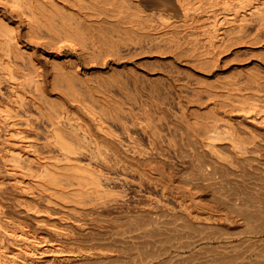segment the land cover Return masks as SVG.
<instances>
[{
    "label": "bare ground",
    "instance_id": "1",
    "mask_svg": "<svg viewBox=\"0 0 264 264\" xmlns=\"http://www.w3.org/2000/svg\"><path fill=\"white\" fill-rule=\"evenodd\" d=\"M96 1H116L115 3L120 2L122 4H125V1H130L132 7L130 5L128 7L127 21L122 20L125 26L121 25V21L116 22L118 25L121 23V29L129 32V34L132 31H135L136 34L137 28L141 31V35L136 34L138 37L141 36L139 40L136 38V42L133 41V44L128 43L129 45L124 48L134 52L140 49L144 51L146 47H151V52L153 48L157 47L156 50L158 51V48L161 50V44H163L162 49H164V43H161V41L167 36L170 41L174 40L176 42L175 46L183 47L186 45L189 49L190 45L193 44L194 46H191V48L200 49L199 51H202L203 44L205 47L208 40H210V46L214 42L213 40L216 39L217 41L213 43L214 47L216 50H222L223 47L229 46L228 44H247L242 35L246 32L250 33L252 27L255 29V31L253 30L254 34L256 35V32L258 34L257 37L253 36L254 40L251 41V44L261 43L264 39H262L264 37V0H160L168 1L167 4L170 1V3L167 7L152 8V10L142 4V1L147 0H0V264H72L82 262V260L88 262L87 264H194L191 261L203 243L211 244L222 251L220 257L212 264H264V249L256 251L241 248L240 244L245 240L242 234L227 233L226 235L197 239L193 236L195 225L233 226L237 223L242 207L238 208L237 205L226 199V196H228L226 189H228L227 185L229 184H227L225 177L228 178L230 168L242 169L241 173H243L244 168L249 166L257 170L262 169L264 166L262 147H254L255 150L252 147L253 149L249 150V146L231 145L233 146L231 148L232 155L231 158L228 157L230 159H227V156L224 157L225 154H222V148H218L216 144L207 143L206 139L203 141L194 140L193 143L196 145L201 144L207 148V152H210L215 158L212 160H216L215 163L219 165L212 163L213 166L210 169L211 162H201V159L204 158L201 157L200 151L192 155L193 152L190 151L192 146H190L189 151L191 154L189 155L194 156L193 162L195 164L194 166L191 164L193 169L195 168L191 172L196 170V174L193 173L192 176H188V174L186 177L182 173L185 176L183 179L181 174L177 173L179 170H175V167L179 169V166L175 165L178 162L175 161L174 163L173 160L175 159H172L176 156L173 155L174 149L177 152L178 146L176 143L175 148L171 146L174 149L169 153L170 158L171 154L173 156L171 162L174 165L172 166L165 162L167 161L166 157L169 155L165 159L163 158L165 161H158L163 157L161 155L162 150H159L161 156L156 160L151 158L153 156L149 154L147 149L144 150L137 146L136 143L138 142L135 140L136 135L133 136L132 128L138 126L139 120L136 125L130 119H132L133 112H137V109L141 112V108L143 109L150 101L146 98L147 103L141 102L145 99L139 103V101H135V98H138L136 94L137 96L135 95V98H133L134 102L133 99H131L132 101L129 100L132 102L130 105H125L117 98L113 102L96 104L100 99H97V101L93 99L96 98L92 93L93 89H98L96 91L101 92V94L102 90L97 88L96 85H94L96 88L92 87L90 81H87L86 78L90 73L80 70L79 58L75 59L72 55H67L64 59L60 58L64 49L70 48L78 49L80 56L87 61L90 60L99 45L108 42L111 44L113 37H110V34L108 36L106 34L108 32L105 33L104 29L103 32L98 31L96 33L95 28H98L96 25L100 29L103 24L109 23V26L114 24L111 17L115 14L112 10L99 6ZM107 28L109 29V27ZM118 28L120 27L118 26ZM44 30L46 32H43ZM168 32H175L177 38L173 39ZM195 35H198V38L201 36L203 38L196 39L197 43L194 44L195 41L190 40ZM190 37L192 38L190 39ZM99 42L100 44H98ZM41 47L51 49L44 55L40 53L43 55L44 61L38 59L39 53L37 50ZM214 47L212 46V48ZM206 48H204V53H206ZM182 50L180 49L181 52ZM187 50H184L185 54ZM225 50L227 48L223 51ZM140 53L141 51L138 54ZM190 53L193 52H189V55ZM189 55H186V58ZM195 56L197 57V55ZM196 57L193 60L190 59L191 61L188 60L190 61L188 63L191 64ZM217 57L219 58V56ZM203 61L205 60L203 59ZM210 62H213V60L211 59ZM227 62L228 60L224 65H228ZM201 65H203V62ZM221 66L218 65V67ZM215 67L217 68V66ZM115 68L111 66L110 70H115ZM179 71L180 75L187 73H184L181 69ZM178 75L179 73L176 76ZM189 75L190 77L186 78H192L193 74ZM250 76L249 79L251 78L253 82L257 80V77L252 78ZM147 77H144V80ZM147 79L151 78L148 77ZM180 80L182 79L180 78ZM136 82L138 83V80ZM181 82L184 81H180V84ZM104 84L107 85L105 82ZM138 85L143 87V84L138 83ZM186 85H188V82ZM145 86H148V83L145 85L144 81ZM153 86L155 87L153 89H156V86ZM152 87L150 88L152 89ZM184 89L186 91V87ZM190 89L192 90V88ZM151 92H155L152 96V99H154L156 90ZM193 92L197 93L196 91ZM159 93L163 92L159 91ZM167 94L164 95L167 96ZM211 94L213 95V93ZM222 94L223 92L220 96ZM86 95H90L91 100H88L89 97ZM200 95L198 94L197 97H200ZM220 96L218 97L220 98ZM225 96H227L226 93ZM63 98L67 100V104L64 103L65 99ZM163 98H159V100ZM225 98L227 97H224V102L228 101ZM61 99H63V103L58 102L59 100L62 101ZM155 100L158 103L163 100L164 103L167 101L165 99L160 100V102L158 99ZM155 100L154 102L157 103ZM259 100L257 101L259 102ZM176 101L178 103L179 100ZM257 101L253 102L257 103ZM142 103H146L144 107H142ZM169 103L171 104V102ZM172 103L176 104V102ZM230 103L225 102V107L222 104L224 109L231 105ZM251 103L250 105H252ZM150 104L151 102L148 105ZM159 105H154V107L158 106L157 108H160ZM164 105L163 107H166ZM181 105H183L182 102ZM250 105L248 107L252 108L253 105L252 107ZM150 106L146 109L154 108L153 104L152 107ZM171 106L173 107L172 104ZM234 106L230 111L237 114L238 109ZM72 107H77L80 116H73ZM162 109L160 108L161 111ZM171 109L170 111H172ZM239 109L244 110L243 108ZM148 111L151 112L152 110L149 109ZM181 111H183V108ZM149 112H145V114L148 113L146 119H151ZM167 112L165 110V113ZM183 112H185V109ZM223 113L227 116L225 112ZM230 113L229 115H231ZM145 118L143 121L146 120ZM185 118L187 119V116ZM219 118L227 121V118L222 117V115ZM252 118L254 120L255 117ZM132 120H135V118ZM163 121H167L165 117ZM163 121H161V124L167 123ZM152 122L155 123L156 121ZM142 123L140 124L142 125ZM156 124L158 126L160 122ZM173 124L171 129L179 128H175ZM185 125L183 124L184 127ZM191 125L190 128L193 127ZM151 127L152 125L149 130ZM184 129L187 130V128ZM145 130L140 132L146 133ZM168 130L171 131L169 127ZM188 130L191 132L192 129L188 127ZM187 132L185 133L188 134ZM152 133H154L153 130ZM161 134H163V138L167 136H164L163 131ZM188 135L191 136L190 133ZM149 137L151 138V136ZM192 138L195 139V137ZM151 140L153 139L151 138ZM162 141L159 140L161 143ZM192 141L186 144L190 145L189 143H192ZM156 143L154 144L156 145ZM172 143L171 141V145L174 144ZM162 145L164 144L162 143ZM153 147L155 146L153 145ZM162 147L161 149H164V146ZM185 147L188 149V146ZM150 148L148 150L151 152ZM155 150L152 151L154 156H156ZM166 150H168V147ZM228 151L230 150L228 149ZM165 153L168 152L164 151V156ZM203 153L204 151L202 155ZM159 154H157V157ZM226 155L228 154L226 153ZM252 155H254V158L250 157ZM191 156L189 158L192 160ZM177 158L179 157L177 156ZM191 160L189 161L191 162ZM179 165L182 166L180 162ZM225 166L230 167L228 172L225 171ZM222 168L227 174L225 177L222 174ZM260 173L264 176L263 172ZM243 175L245 176V173ZM205 180L215 184V187L218 184V190L217 187L215 189L219 191L220 195L217 193L219 196L216 195L215 197L220 202L216 201L210 204L209 201L205 203L202 196L199 195L198 182H206ZM230 181L232 182V180ZM258 181L253 184V193L256 194L264 188V178L262 177ZM213 184L211 190L214 192ZM231 189L229 187V190ZM131 193H135L136 198L139 196V202L138 200V203L134 201L136 204L133 206L129 202L126 209L120 208V210L123 209L121 215H109V218L102 219L103 221L100 224L102 228L109 229L114 237L131 239L132 243L128 245L116 247L111 244H82L79 242L83 241L80 236V238L64 242L70 243L65 245H71L66 248L63 243L58 242V239L55 242L44 235L43 230H32L30 222L33 221L34 216L43 213L42 207H58L69 212L79 213L85 217L95 216L101 215L100 208L111 202L120 203L123 204L122 207H126L124 205L130 200ZM136 198L133 199L136 200ZM236 212L238 215L235 214ZM55 213L51 215L54 218L59 217L57 212ZM141 213L143 215L146 213L147 219ZM91 218L90 222L84 221L83 223L87 225L91 222H100L98 218ZM240 221L242 222V219ZM33 223L40 229L49 228L56 236L61 235V231H63L55 225H49L44 220H36ZM151 230L155 231L161 238L151 237L148 234ZM255 234L262 237L264 231H258ZM144 235L146 236L145 239L139 241Z\"/></svg>",
    "mask_w": 264,
    "mask_h": 264
},
{
    "label": "rangeland",
    "instance_id": "2",
    "mask_svg": "<svg viewBox=\"0 0 264 264\" xmlns=\"http://www.w3.org/2000/svg\"><path fill=\"white\" fill-rule=\"evenodd\" d=\"M115 2L116 1H96V3L99 6H102L104 8H108V9L112 10L113 13L115 14V15H112L113 18L111 17V19H112L111 21L114 23V24L110 25L111 27L108 25L109 23L103 24L102 28L100 27V29H99V26H97V25H96V27H98V28L94 27L96 33H98V31L101 33L104 30H105L104 32L106 33V31H107L108 33H106V34H108V36L111 35L110 37H113L111 44H110V42H108L109 44L107 43L104 45L102 44L101 46L99 45L97 47L96 51L94 52L93 56L90 58V60H87V61L80 56L78 49H70V48H65L64 51L62 52V55L60 58L64 59L67 55H72L75 59L79 58L80 70L83 72L86 71L87 73H90V75H88V77L86 78L87 81L88 82L90 81V84L92 87L96 88V86H97V88L102 90L103 96H102L101 92L96 91L98 89H96V90L93 89L92 93L96 97L93 99H96V101H97V99H100V100L102 99V101L98 100L99 102H97L96 104H98V103L101 104V102H110V101L113 102L114 100L118 99V101L124 103L125 105L126 104L130 105V103H132L131 99L135 98L134 96L136 94L138 95V98H135V101H139V103H140L141 100L145 99L144 101H141V102L144 103L147 100L151 102V104H150L151 106L148 105L150 102H148V103L146 102L147 103V104L145 103L146 106H145V104L142 103V107L145 106L144 107L145 109L143 108L145 112L146 111L149 112L148 111L149 109L152 110L151 111L152 114H151V112H149V117L151 116V119L145 118L146 115L148 116V113L145 114V112L143 111L142 108H141L142 111L140 110L141 112H139L137 109V112L132 113L131 118L132 119L135 118V120L130 119L132 121V123L136 124L139 120V123H137L138 126H136L137 125L136 124L135 125L136 128H132V133L134 132L133 136L136 135L135 140L138 142V143H136V145L139 146L140 148L144 149V150L147 149L149 154H151V156H153V157H151L153 159L157 160L162 155L163 157H161L160 160L158 159V161H165L164 160L165 157L167 155H169L168 157H166L167 161H165V162H167L171 166L174 165L173 162L174 163H175V161L178 162V164H175V165L179 166V169H177L178 167L177 168L175 167V170H179V172L177 171V173H179V175L181 174L183 179L185 176L187 177L188 174H189L188 176H192V174L195 173V171H196L195 170L194 172H191L195 169V168L193 169V167L191 165V164H193V166L195 165L193 162L194 156L189 155V154H191V152H193L192 155H194V153H198L200 151L201 157L203 156L202 158L205 159V160L201 159V162H204V163L205 162L207 163L208 161L211 162V165H210V163H208L210 166L208 164H206L210 167V169L213 166L212 163H215V161H216V160H212L215 158L210 152H207L208 151L207 148H205L201 144L196 145L195 143H193L194 140L203 141L206 139L207 143L212 142V143L216 144L218 148H220V149L222 148L221 149L223 151L222 154L223 155L225 154L224 157L227 156V159L231 158V155H232L231 148L234 145L244 146V147L249 146L250 147V148H248L249 150H252L254 147H256V148L262 147V149L264 151V102H263V100H264L263 99L264 98L263 97L264 96V39L263 38L264 37H262L263 40L261 43H257V44L252 43L251 44V41L253 42L254 37H257V34H258L257 32H256V35L254 34L255 29L252 27V30L250 31V33L246 32L242 35V36H244L243 39H245L247 44L246 43H244V45H230V44H228L230 47L227 46L226 47L227 50L223 51L226 48L223 47L224 49L222 48V50H220V49L216 50L213 43H215L217 40L212 39L214 42H212V44L210 42V44H211L210 46H209L210 40H208L207 41L208 43H206L205 47L203 44V48L201 49L202 51H199L200 49L195 50V49L191 48V46L192 47L194 46L193 44L190 45L189 49L187 48L186 45H184L185 47L184 46L178 47L176 45L177 48H179V49H177L175 46L176 42L174 40L170 41V39H168L169 37L167 36V37H165V39L162 40L163 42L161 41V43H164V49H162L163 44H161V48H160L162 50V52H161V50H159V48L157 51L156 50L157 47H155V49L153 48L152 52L150 51L151 47H146L147 49L144 48V51L140 49V50L134 52V51H130V50L124 49V48H126L129 44H133V41L136 42L137 40H139V38L141 36L140 37H138V36L141 35L140 34L141 31L138 28H137L138 30L136 29V34L138 35L137 36L134 33L135 31H132L129 34V32H126L124 29L122 30L121 26H120L121 23H122L121 24L122 26H125V25H123L124 22H122V20L127 21L126 17L128 16V13H129L128 7H129V5L131 6L130 1H125V4H122L120 2H117V3H115ZM167 2L168 1H160V0H149L148 1L147 0V1H142V4L144 6H147L150 10H152V8L167 7V5L170 3V1L168 4H167ZM114 17H115V19H114ZM116 21L117 22L121 21V23L118 25V23ZM118 26L120 28H118ZM107 27H109V29ZM249 29H251V28H249ZM43 32H46V30H44ZM142 33H143V31H142ZM168 33H170L169 36H172L173 39L177 38V34L175 32H168ZM199 33H201V32H199ZM178 36H180V35H178ZM197 36L198 35H195L193 38L190 37V39L192 38L190 41H193V42L195 41L194 42V44H195V43H197L196 39H202L203 38L202 36L200 38H198L199 36L198 37ZM136 38H137V40H136ZM135 42H134V44H135ZM98 44H100V42ZM212 46L214 48H212ZM182 48H183V50H182ZM204 48H206V53H204L205 52ZM145 49H146V51H145ZM180 49L182 50V52L180 51ZM49 50H51L49 47L48 48L47 47L39 48L37 50V52L39 53L38 59H40L41 61H44L43 55L46 52H48ZM127 50H128V52H127ZM184 50L185 51L187 50L186 54H185ZM219 50H220V52H219ZM119 51H121V52H119ZM140 51H141V53L138 54ZM210 51H211V54H210ZM177 52H178V55H177ZM189 52H193V53H190V55H189ZM40 53H43V55H41ZM121 54H122V57H121ZM181 54H183V55L185 54L184 57H182L183 55L180 57ZM186 55H189L192 58H190L189 56H187V58H186ZM195 55H197V57ZM217 56H219V58ZM194 57H196V59L194 61H192L191 64H189L190 61L194 59ZM199 58L201 59V62H200ZM217 58L219 61L217 60ZM203 59L205 61H203ZM211 59L213 60V62L215 59V63H217V62L218 63L213 64V62H210ZM188 60H190V61H188ZM227 60H228V62H227L228 65H224V63L226 64ZM195 61H197V62H195ZM186 62H187V64H186ZM193 62L195 63V65ZM198 62H199V64H198ZM202 62H203V65H201ZM212 65H213V67H212ZM218 65H222V66L218 67ZM111 66L116 67L115 70H113V69L110 70ZM215 66H217V68ZM196 67H198V68H196ZM179 69H181L184 73L187 72L185 74L186 76L180 75ZM188 71H190L192 73H189ZM177 72L179 73L178 76H176L178 74ZM181 74H182V72H181ZM188 74H193L191 76L192 78H186V77H190V75L188 76ZM216 75H217V77H216ZM250 75L252 76V78L257 77L258 81L255 80L253 82V80L251 78H250L251 79L250 80L249 79ZM254 75H257V76H254ZM147 76L150 77L151 79H147L148 78ZM218 76H220V77L218 78ZM144 77H147V78H145V80H144ZM194 77H197V78H194ZM178 78H179V80H178ZM180 78L182 80H180ZM152 79H154L156 81L153 83L154 80L152 81ZM187 79H188V81H187ZM190 79H193V80H190ZM200 79H202V80H200ZM136 80H138V83L140 85L143 84V87H142V85L140 87L138 85V83L136 82ZM147 80L148 81L150 80L153 84L149 83L150 81L146 82ZM144 81H145V85H147V83H148V86L144 87ZM180 81H184V82H181V84H180ZM186 81L188 82V85H186L187 84ZM104 82L107 85H105ZM257 82H258V84H257ZM109 83H111L113 85H111ZM189 83H190V86H189ZM94 85H96V86H94ZM153 85L156 86V89H153V88H155ZM179 85H181L183 87V89L181 86H180L181 87L180 88ZM99 86H101L102 88H100ZM149 86L150 87L153 86L152 87L153 90ZM187 86H188V89H187ZM78 87H80V85H78ZM185 87H186V91L184 89ZM110 88H111V90H110ZM142 88H144L145 90ZM190 88H192V90L196 91L197 93L193 92ZM146 89H148L147 90L148 92L146 91ZM149 89H150V91H149ZM154 90H156V95H155V97H153L154 99H152V96L154 95L155 92H151V91H154ZM158 90L160 92H163L164 94H167L169 92V94H167V96H165L163 93H159ZM199 90H200V92H199ZM105 91H106V93H105ZM187 91H189V92L187 93ZM207 91H209V92H207ZM210 91H212V92H210ZM213 91H215V92H213ZM216 91H217V93H216ZM94 92H96V93H94ZM97 92H98V94H97ZM222 92H223L224 96H223V94L220 96V94ZM224 92L227 94V96H225ZM149 93H151V94H149ZM200 93H202V94L200 95ZM207 93H208V95H207ZM209 93H210V95H209ZM211 93H213V95ZM214 93H216V94H214ZM198 94L200 95L202 100L199 96L197 97ZM104 95H106V96H104ZM139 95H140V98H139ZM217 95L220 96V98ZM107 96H108V98H107ZM160 96L164 97L163 99L167 100L168 104L170 106L168 104L166 105L167 101H165V103H164L163 99H160L161 101L163 100L162 102H160L159 98H162ZM228 96H229V98H228ZM87 97H89V99L87 98L88 100H91L90 95H88ZM166 97H167V99H166ZM168 97L171 99H169ZM211 97H213V99H211ZM224 97L228 98V99L225 98V100H228V101H225L227 104H229L231 102L230 103L231 105L234 103L232 105V107L234 105H236L234 107H236L238 109L237 114L234 111H230V109H232L231 105H228L227 108L224 109V107H225ZM127 98H129L128 101H127ZM146 98H147V100H146ZM253 98L254 99L258 98V99H255L256 101L259 99L260 100H259V102L257 101V103H256V102H253V101H255ZM63 99H65V98H63ZM63 99H61L62 101L59 100L58 102L63 103ZM155 99H158L161 104L162 103L165 104L164 106H166V107H163V104L161 107V104L158 103L157 100H155ZM250 99H253V100H250ZM129 100H131V101H129ZM154 100L157 103H155ZM176 100H179L180 103H179V101L177 103ZM221 100H223V101L221 102ZM64 101H65L64 103L67 104V102H66L67 100L65 99ZM133 102H134V99H133ZM169 102H171L173 107L171 106V104ZM172 102H176V104L174 103L175 104L174 105ZM181 102L183 105H181ZM250 102H252L251 104L253 105V107H252V105H250ZM152 104H153V107H154V105L160 104L159 107L161 109L163 108L162 111L160 110V108H157L158 106H156V108L154 107L158 111L155 110L154 108L153 109H151V108L146 109V107H148V106L152 107ZM178 104H179V106H178ZM222 104L224 105V107ZM247 104H249L252 108L248 107L249 105H247ZM182 106H184L185 108ZM254 106H256V107H254ZM261 106H262V108H260ZM169 107H171L173 109H171ZM76 108L77 107L71 108L73 111L72 113H73L74 117L80 116V111ZM182 108H183V111L185 109V112L181 111ZM239 108H243L244 110L242 111V109L240 110ZM170 109L172 111H170ZM245 109L246 110L248 109V110L246 111ZM165 110L168 112L165 113ZM186 112H187V114H186ZM223 112H225V114H227V116L224 115ZM230 112H232V113H230ZM139 113H141V114H139ZM142 113H143V116H142ZM229 113L231 115H229ZM234 113H235V115H234ZM136 114H137V117H136ZM220 115H222V117L227 118V121L229 119V121H228L229 124L226 123L227 122L226 120H224V119L222 120V118L220 119L219 118ZM255 115L258 117H256ZM185 116H187V119L185 118ZM216 116L218 117V120H220V121H218V120L216 121V119H217ZM138 117H142V118H138ZM164 117L167 121H163ZM252 117H255L254 120ZM261 117H262V119L260 120ZM144 118L146 119L145 120L146 122L143 121ZM180 118H182V119H180ZM136 119H137V121H136ZM149 119L154 121V122L156 121V122L153 123ZM161 119H163V120H161ZM183 119H184L183 124H186L185 127L182 124ZM256 119H258V120H256ZM185 120L186 121L188 120V121L186 122ZM161 121H163L165 123L167 122V123L161 124ZM256 121H258V122L256 123ZM141 122H143L144 124L142 123V125H141L140 124ZM147 122H149V123L147 124ZM159 122H160L161 126L160 125L157 126L156 123H159ZM188 122L191 123L193 125V127L190 128L191 124H189ZM171 123L172 124L176 123L175 125L173 124V126L175 128L176 127H179V128L178 129L176 128L177 129L176 130L172 127L173 129H171V126H172ZM187 123L189 124V126H187L188 125ZM154 124L156 125V127L158 129H155L156 127ZM151 125H152L153 129L151 127L150 128L151 131H150L149 127ZM163 125H165V127H163ZM160 127H162V128H160ZM168 127L170 128L171 131L168 130ZM188 127H189V129H192L191 132H190V130H188ZM164 128H165V130H164ZM184 128H187L190 135L192 136V134H193L192 137H195V139L192 138L191 136H189L188 135L189 133ZM144 130L146 131V133L140 132V131H144ZM152 130L154 131V133H152ZM156 130H158V131L160 130L161 132L159 133ZM179 130H181L182 135H181V132H179ZM183 130L185 132H187L188 134H186ZM162 131H163V133H165L164 136L167 135L165 138H163V136H162L163 134H161ZM157 132H158V134H160L161 137L158 136V134H156ZM151 133H152V135H151ZM142 134L144 135V137ZM146 134L148 135V137ZM183 134H185V135L183 136ZM154 135H157L158 139L160 141L163 140L162 143L164 145H162V143L159 142V140L157 139V136H154ZM149 136H151V138L154 140V141L153 140H151V141H153L154 143L157 142L156 143V145L158 144L157 147L153 142L150 141L151 138ZM182 136L186 140L188 139V141L183 139ZM154 137H156V138H154ZM189 137L192 138L191 140H193V141H192V143H189L190 145H187L186 144L187 142H191ZM200 138H202V139H200ZM164 139H165V141H164ZM170 139L174 143V144L172 143L174 146L171 145ZM148 140L150 141L151 144L149 143ZM182 140H184V141L182 142ZM234 142H236V144H234ZM168 143H170V144H168ZM175 143L178 146V148L176 147L177 152L179 151V153H180L181 151H183L180 154L176 152V149H174L175 145H176ZM183 143H184V145H182ZM153 145L157 148V150H155L156 148L153 147ZM160 145L164 146V149H161V148H163L162 146L158 149V147ZM231 145H233V146H231ZM148 146H150V147L152 146V148L149 147L151 152L148 150L149 149V148H147ZM171 146L174 148H171ZM183 146H184V148H182ZM185 146H188V149ZM190 146H192V150H194L195 152L190 150ZM195 146H197L198 148L200 146L201 147L198 150V148ZM167 147H168L169 151L166 150ZM203 147L205 150L203 149ZM195 148H197V149L195 150ZM223 148L226 151V153L230 156H228V155H226V153H224L225 151L223 150ZM256 148H254L253 150H255ZM173 149H174V152H176V153L173 152V155H176V156L174 158H172L173 156L171 154V158L175 159V160H173V162H171L172 159L170 158L169 153L171 150L173 151ZM228 149L230 151H228ZM154 150L156 152L155 153L156 156H154V152H152ZM159 150H162L161 155L159 154L161 152V151L159 152ZM164 151L168 152L167 154L165 153L166 154L165 156L163 154ZM187 151H189V153H187ZM201 151L202 152L204 151L203 155H202ZM205 152H206V154H205ZM157 154H159L158 157H157ZM186 155H188V156H186ZM177 156L179 158H177ZM181 156H184V157H181ZM190 156H191L192 160L189 158ZM228 157H230V158H228ZM250 157L254 158V155H252ZM183 158H184V160H183ZM189 160H191L192 163ZM185 161H186V163H185ZM212 161H214V162H212ZM179 162L182 166L179 165ZM215 164L217 165L218 163H215ZM225 167L226 168L228 167L227 169L223 167L225 169V171L227 170V172H228L230 167L229 166H225ZM205 168H207V167H205ZM223 168H222V174L225 177V176H227V174L223 170ZM246 168L243 169L244 170L243 173H241L242 169L236 170L234 168L233 169L230 168L231 171H229V172H230V174L231 173H233V174L230 175L228 173L230 175V179H229V175H228V178L225 177V179H227L226 181L228 182V183L227 182L226 183L229 184V185H227L228 189H226V194L228 195V196H226V199H228L231 203L237 205L238 208L242 207V209L240 211V215L237 218V223H235L233 226H222V225L207 226V225H200V224L195 225L194 226V234H193L195 239L200 238V237H207V236L213 237V236H220L223 234L226 235L227 233H231V234H238L239 233V234H242V236L245 238V240L240 244L241 248H243L244 250L253 249L256 251H260V250L264 249V235L262 237H259L255 234L258 231H262V232L264 231V188L262 191L258 192L257 194L253 193V186H254L253 184H255L256 182H259L258 180L261 179L262 177L264 178V176H262V174L260 173V172L264 173V166L262 169H258V170L255 169L254 167L250 168V166L246 167ZM180 170H182V171H180ZM261 170H263V171H261ZM206 171H207V169H206ZM182 173L185 174V176ZM244 173H245V176L243 175ZM243 176H244V178H243ZM179 178L182 179L181 177H179ZM230 180H232V182ZM199 182H198V185H199L198 188L200 187L199 188L200 190L198 189L199 195L202 196L205 203H208L209 201H210L209 202L210 204L213 202L215 203L216 201L220 202L218 200V198L215 197L216 195H217V197L220 195L218 193L219 191H217L218 190V186H217L218 184H216V187H217L216 188L215 184H213L209 181H206V182L199 181ZM212 184L214 186V192H213V190H211V189H213V188H211ZM231 184H233V185H231ZM229 187H230V189L231 188L232 189L229 190ZM227 191H229V192H227ZM131 194L133 196L131 195L130 196L131 198H129L131 201L128 200V202L125 203L124 206H126V207H122L123 204L121 205L120 203L118 204V203H112L111 202L108 205L100 208L101 215H95V216L89 215V216L85 217V216H81L79 213H75V212H71V211L69 212L66 209H61L58 207L57 208L42 207L43 213H41L40 215L34 216V218L32 219L33 221L30 222L32 230H35V231L43 230V232L45 233L44 235H46L48 238H50L51 240H53L55 242H57V239H58L59 240L58 242L63 243V246L65 244H70V243H64V242L70 241L74 238H78V237L80 238V236L82 237L83 241H79V242H81L82 244H91V245L92 244L93 245L111 244V245H115L116 247L128 245L129 243H132L131 239H129V238L122 239L119 236L114 237V236H112V233L109 231V229L102 228L100 226V224L104 219L109 218V215L110 216L111 215L112 216L121 215L122 214L121 211L123 209L120 210V208L126 209L128 207L127 205L129 204V202L131 203L130 204L131 206L136 204V203H134V201L137 202V200H138V202H139V196H137V198H136V196H134L135 193H131ZM134 197L136 198V200L133 199ZM140 200H142V199H140ZM55 212H57L59 217L54 218V216L51 215V214H56ZM141 214H142V216L146 215V213L144 215H143V213H141ZM235 214L238 215L237 212ZM91 217H94L95 219L98 218L100 220V222H94V223L91 222V223L85 225L83 222L84 221H86L87 223L90 222L92 220ZM144 218L147 219V216H145ZM240 219H242V222L240 221ZM36 220H44L49 225H55L56 227L60 228L63 231H61L62 232L61 235L56 236L54 233H52V231H50L49 228L40 229L39 227H37L33 223ZM80 225H83V226H80ZM161 225H162V223H161ZM148 234L153 238H157V239L161 238V236L158 235L153 230L148 232ZM145 237L146 236L144 235L142 238L139 239V241L144 240ZM70 246L71 245H65L66 248H69ZM221 253H222V251L220 248H215L211 244L203 243L202 246H200L199 251L193 257V260L191 262L194 264H212L217 258L220 257ZM87 263L88 262L82 260V262L79 261L77 263H72V264H87Z\"/></svg>",
    "mask_w": 264,
    "mask_h": 264
}]
</instances>
